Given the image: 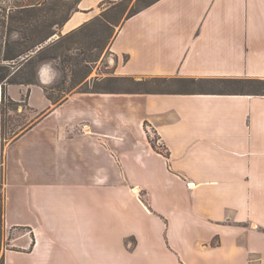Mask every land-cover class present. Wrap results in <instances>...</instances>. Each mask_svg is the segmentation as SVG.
Here are the masks:
<instances>
[{
	"label": "crops",
	"instance_id": "0c3cea01",
	"mask_svg": "<svg viewBox=\"0 0 264 264\" xmlns=\"http://www.w3.org/2000/svg\"><path fill=\"white\" fill-rule=\"evenodd\" d=\"M103 1L118 0H81L62 31L86 25ZM108 50L114 77L264 80V0H158L122 20ZM43 71L41 82H52ZM42 86L7 88L6 96L25 104L20 112L35 117L7 144L0 117L4 264H190L183 248L223 253L228 263L239 256L236 264H264V96L72 91L53 104ZM148 132L165 154L152 147ZM108 135L128 166L122 170L147 182V206L123 179L91 186L105 208L85 197L74 201L72 170L61 172L59 164L102 160ZM206 182L242 186L230 195L218 191L223 204L203 197L197 207L193 188ZM167 196L178 204L163 201ZM123 201L135 205L124 211ZM10 231L18 232L8 238ZM251 255H258L256 263Z\"/></svg>",
	"mask_w": 264,
	"mask_h": 264
},
{
	"label": "rangeland",
	"instance_id": "374dc122",
	"mask_svg": "<svg viewBox=\"0 0 264 264\" xmlns=\"http://www.w3.org/2000/svg\"><path fill=\"white\" fill-rule=\"evenodd\" d=\"M0 1L3 3L2 0ZM39 2L42 4L44 3V6L42 8L43 15L46 16L45 20L48 21V24L52 30L57 31V34L48 38L43 44L37 47L34 52L29 53L27 56L19 57L17 61L0 60V65H2L3 67H7L11 72H15L20 68V72H18V77L16 79H25L26 77H28V74L31 72L33 67L32 63L25 64V60L29 59L30 57H35V52L40 48L54 42L57 43V41H59L57 46H54L53 48L49 49L45 52V54L50 55L59 48H62L63 50L67 51L70 56L66 55V62L64 63V73L60 71V66L58 62L52 60L44 64H39L36 69L35 77L37 75V70L40 66L44 65L46 66V68L52 70L51 72H53L54 81L52 84H50L49 87H54V90L49 89L48 92L49 94H52L53 97L61 101L70 92H78L83 89V84L86 82L89 83L90 86H92L93 83H100V81L104 80L106 77H114L111 75L110 63L115 58L108 50V46L112 38L113 32L116 31V28L118 27L120 22L125 17H128L129 13L140 9L144 5L146 0L103 1L93 9L92 15H95L94 18L89 21L82 30L71 35H69L70 32L62 31L63 26L62 28L58 29L54 25L57 20L64 18L67 15V13L69 12V7L74 4L75 0H7V4H10V6L12 7L29 3L36 4ZM56 4H58V7L55 8ZM59 37L60 40H57ZM17 38L18 36H16L15 34L12 35V39ZM37 59L38 57H35V59H32V62L35 63ZM62 81L63 83L61 85ZM9 85L10 84H8L7 82L4 83L3 91L5 95L7 93L6 90ZM109 85L110 88L117 90H123L127 87H130L131 89H141V91H190L199 89L211 91H224L231 90L234 88H240L238 86L218 87L213 85H203L202 88H199L196 86L188 87L182 86L180 84L165 85L160 83L148 84L146 86H136L134 84L131 85L127 83H113V85ZM102 87L104 86L101 85V88ZM251 89L252 88H244V90ZM7 98L9 97L7 96ZM24 105V103H21L17 104L16 106H13L8 103V100H5V102L0 105L1 122H4V130L7 138L6 144L17 138L20 132L28 128V126L35 120V117L29 114H23L24 112H20L21 108L23 111H25ZM148 134L154 141V145L157 147V152L165 154V149L161 146V144H159V142L157 143V139H155L157 138L156 135H154L153 132H148ZM104 140L106 143L102 149V160L96 159L93 156L91 161H89L88 163L86 162V167H84L83 164H80V161L76 162V160L70 166H67V162H61V164H59L58 166L59 171L61 170V172H67L69 167L70 170H72V178L67 175V179H70L69 183L72 185L73 188V191H70L76 193L78 196L76 199H74V201L78 202L80 199L85 197L86 204H90L92 206L93 203V206L95 208H105V204L101 202L100 199L102 194L95 191L93 188L91 189V186L102 185L106 182H111L115 184L117 182H120L121 179H123V184L124 186H126L125 189L128 190V192L132 195H138L142 203L147 206V182H143L142 180H134L133 176H131L127 171L124 172L122 170L123 168L126 169L128 166L121 161L122 157L114 147V143L116 141V138L114 136L108 135L104 138ZM118 159H120L121 162H119ZM104 165H106V169H109V171H105L106 175L104 173H101L100 171V169L104 167ZM115 173H117V176L115 175ZM122 173L123 175H121ZM118 174L120 176H118ZM84 179L87 180L84 181ZM135 183L138 184L140 190L137 189V191L135 189ZM165 184L166 186H169V183ZM190 184L191 183H188L187 185L189 186ZM239 184L240 183H238L237 185L235 183L230 182H206L203 183L202 187L201 185L195 186L193 190L196 194H194L193 203L195 206L200 207L204 203L203 197H208L210 201L213 200L219 205L223 204L221 202L219 203L220 195L218 191H226V194L230 195L231 193L233 194L235 190H237ZM240 185L242 186V184ZM78 193L80 194V196L78 195ZM11 196H13V194H11ZM172 198L174 197L167 196L164 197L163 201L168 199L171 202L177 200L178 204V199ZM134 203V201H123V203L120 202L119 205L121 206V208L123 207L124 211H127L129 209H132V205H135ZM61 205L65 206L64 203ZM107 219L108 222L113 223L111 219ZM17 232L18 231H10L8 233V238H10L11 235ZM6 243L7 241H5V244ZM147 249L150 250L151 253H153V250L150 247H148ZM184 250V248L181 249L185 257L188 258L190 264H236L237 262H239V256H233L231 258V263H228L226 259L224 260L225 256L223 253L218 254L211 252L207 256H200L192 255L191 253L188 254V252L185 253ZM258 259V255H251L249 258V260L251 262L253 261L254 263H256Z\"/></svg>",
	"mask_w": 264,
	"mask_h": 264
},
{
	"label": "trees",
	"instance_id": "16d2710c",
	"mask_svg": "<svg viewBox=\"0 0 264 264\" xmlns=\"http://www.w3.org/2000/svg\"><path fill=\"white\" fill-rule=\"evenodd\" d=\"M158 0H146L144 5L136 10L129 13L128 17L140 12L141 10L149 7ZM81 0H75L74 4L69 7L68 13L64 18H61L55 22L56 28H62V26L69 20L70 15L78 11L77 5ZM44 3H29L23 5H16L14 7L1 6L0 5V60L1 61H17L19 57L27 56L29 53L34 52L37 47L43 44L48 38L57 34V31L52 30L45 20L46 16L43 15ZM58 4L55 5V8ZM84 26L77 28L69 33V35L74 34L82 30ZM18 36L17 39H12V35ZM60 40V37L57 39ZM57 43H51L46 45L35 53V57L38 59L32 62L35 57H30L25 60L26 63H32L33 67L28 77L25 79H16L18 77V70L15 72L9 71L7 67L0 65V85L2 86V101L1 104L8 100L10 105L16 106L18 103L13 102L10 98H7L3 91L4 83L10 85L13 84H25V85H40L37 77H35L36 69L39 64H44L49 61H56L60 66V71L64 73V63L66 62V55L70 56L67 51L59 48L54 53L47 55L46 51L57 46ZM63 81L61 82L62 85ZM122 83V84H134L136 86H146L148 84H180L183 86H199V85H213L218 87L226 86H238L239 89L231 90H217L219 93H230V94H243V95H254V96H264V80L263 79H165V78H148L136 80L133 77H106L104 80L93 83L90 86L89 83H84V88L81 89L80 93H103V94H133V93H149L154 91H141V89H131L127 87L123 90H117L110 88L109 84ZM101 85L104 87L101 88ZM42 86V85H40ZM45 92L46 98L53 104L62 102L49 94L48 90H54V87L42 86ZM244 88H252L251 90H244ZM4 122H1V140L2 143H6L7 138L5 134ZM16 134V133H13ZM148 140L153 147L154 141L151 139L150 135L147 134ZM157 139V138H155ZM0 264H4L3 257H0Z\"/></svg>",
	"mask_w": 264,
	"mask_h": 264
},
{
	"label": "water",
	"instance_id": "95a60500",
	"mask_svg": "<svg viewBox=\"0 0 264 264\" xmlns=\"http://www.w3.org/2000/svg\"><path fill=\"white\" fill-rule=\"evenodd\" d=\"M45 69L48 70V72L50 73V75H51V77H52V82L47 83V84H43V83L41 82V76H42V73L44 72L43 70H45ZM51 71H52V70H50L49 68H46V66H44V65L39 67V69L37 70V75H36V77H37V80H38V82H39L40 85L43 84V86H50V84L53 83V81H54V75H53V72H51Z\"/></svg>",
	"mask_w": 264,
	"mask_h": 264
},
{
	"label": "flooded vegetation",
	"instance_id": "af4514ba",
	"mask_svg": "<svg viewBox=\"0 0 264 264\" xmlns=\"http://www.w3.org/2000/svg\"><path fill=\"white\" fill-rule=\"evenodd\" d=\"M3 1V3L0 1V5L2 6H5V7H9L10 6V4H7V0H2Z\"/></svg>",
	"mask_w": 264,
	"mask_h": 264
}]
</instances>
